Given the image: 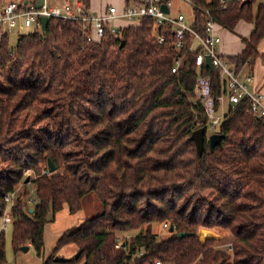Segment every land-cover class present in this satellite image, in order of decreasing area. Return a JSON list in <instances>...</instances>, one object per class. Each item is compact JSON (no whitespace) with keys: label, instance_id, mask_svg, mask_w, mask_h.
<instances>
[{"label":"trees","instance_id":"trees-1","mask_svg":"<svg viewBox=\"0 0 264 264\" xmlns=\"http://www.w3.org/2000/svg\"><path fill=\"white\" fill-rule=\"evenodd\" d=\"M82 1L88 8L89 0ZM219 1L190 0L192 27L204 35L206 11L229 32L240 21L252 23L243 50L225 56L237 71L245 63L251 69L264 37V3L221 9ZM81 30L79 20L50 18L43 34H20L15 44L0 38V217L4 196L14 191L12 249L30 244L40 256L48 215L65 205L75 213L94 192L102 211L65 230L44 264L71 244L79 255L69 264H264V126L247 101L228 106L214 129L220 144L211 149L205 140L199 154L190 135L198 128L206 134L209 116L195 92L197 72L209 76L216 108L219 83L217 70L197 68L190 36L178 50L171 27H156L150 18L126 26L120 39L105 34L100 43ZM177 57L182 61L172 72ZM47 161L55 172L32 180L30 206V191L16 186L26 169L39 174ZM152 223H167L173 232L159 239ZM145 224L115 247L118 232ZM200 228L230 230L232 254L214 248L213 239L201 240Z\"/></svg>","mask_w":264,"mask_h":264},{"label":"built area","instance_id":"built-area-1","mask_svg":"<svg viewBox=\"0 0 264 264\" xmlns=\"http://www.w3.org/2000/svg\"><path fill=\"white\" fill-rule=\"evenodd\" d=\"M245 0H220L219 6L221 9H226L231 4H240ZM172 0H129L128 4H124L121 9L114 5L107 6L102 13H95L85 6L82 0H63L61 4H50L44 0L40 8H35L34 5L28 3L9 2L0 8V38L11 34L16 35L25 33H40L41 21L40 17L60 18L63 20H79L82 23V34L88 41L100 43L105 34H108L113 39H120L122 35L123 25L118 21L130 23L129 26L137 25L142 19L150 18L154 21L156 27L170 26L175 38V48L181 50L184 47L186 35L190 36L189 51L197 50L195 64L199 68L202 64L205 65V58L208 57L212 66V70H217L218 73V108L215 107V98L209 92L210 78L209 76H201L197 72V87L196 95L202 102L204 110L209 116V128L215 129L223 119L227 112L228 106L234 107L242 100L247 101V111L256 116L264 126V94L261 91L254 90L252 84L254 75L251 69H248L247 64L240 70H236L234 65L218 50V45L221 41L220 35L217 32L219 25L210 16L208 11L201 14L204 22V35H201L192 27V22L188 21L185 15L178 11L172 13ZM190 6L193 4L189 1ZM165 5L168 11L165 12L162 6ZM157 40L162 43L165 39L163 35H157ZM182 61L181 57H177L173 61L172 72H176ZM246 68L245 71H243ZM47 164L42 170V175H49ZM15 192L7 193L4 200L11 207L14 203ZM35 203L32 194L27 198V204L32 206ZM32 208V207H30ZM12 222L10 213H5L1 216L0 231L5 230L7 224ZM165 228H168L167 223H163ZM123 241V240H122ZM117 238L115 247L122 244ZM226 251L232 250V243L226 244ZM142 254V252H140ZM152 264H171L162 260H155Z\"/></svg>","mask_w":264,"mask_h":264},{"label":"rangeland","instance_id":"rangeland-1","mask_svg":"<svg viewBox=\"0 0 264 264\" xmlns=\"http://www.w3.org/2000/svg\"><path fill=\"white\" fill-rule=\"evenodd\" d=\"M50 4H60L59 1L55 0H47ZM63 1V0H62ZM72 2V0H70ZM188 0H172V13L174 12H182L186 19L189 21L192 17V7L187 3ZM24 0H18V3H23ZM91 2L99 7L104 3H116L119 2V0H91ZM109 5V4H108ZM256 10V4H254L253 11ZM246 26V25H245ZM244 26V27H245ZM241 26L237 27L236 36L238 37V41L234 38L233 41H229L228 46L234 51L237 50L240 47V44H242V39L244 38L243 35H246V28L243 30V28H240ZM223 32V29H218ZM10 44L16 43V36L13 35V33L10 36ZM246 68L243 70L245 71ZM81 106H78V110L81 109ZM37 128L36 126L34 129ZM216 132L214 129L209 128V126L206 129V134L209 136L210 134ZM46 166V163H39L38 168L40 169L37 172L35 170L26 169L23 174V181L24 184L25 178H29V184L27 183L26 187H22L21 184L17 185L16 188L18 191L25 190L27 188L28 191L33 195V188L34 186L31 184L32 180L37 178L38 176L42 175L41 172ZM62 168V167H61ZM61 170V169H60ZM9 204H7L6 211L7 213H10L9 211ZM102 211V203L99 198V196L94 193L90 192L83 196L81 201V207L78 211L75 213H70L67 206L65 205L62 210L57 212L53 217L48 215V221L46 222L44 226V232H43V251L40 256H37L35 250L33 247L29 246L28 250L22 251H14L11 246V223L7 224L6 229L4 230V241H5V264H44L46 259L51 255L52 248L54 247L57 239L62 235V233L65 230L68 229H75L78 227L83 221L86 219H89L91 217L96 216ZM1 221V217H0ZM146 224L141 226L139 229L127 231V232H118L117 237L119 241L122 240H129L134 235L138 234L139 232H142L146 228ZM150 229L153 233L156 234L157 238L159 239H166L169 236L168 228H165L163 223H152L150 226ZM199 238L201 240L204 239H213V247L217 249L225 250L226 244L233 243L234 236L228 229H222V228H200L199 229ZM77 251L75 250L74 245H66L58 250V252L54 255V257H64V258H70L73 257ZM230 255L232 254V250L228 252ZM53 257V258H54ZM50 264H69V263H60V262H51ZM74 264H82V261L79 263Z\"/></svg>","mask_w":264,"mask_h":264},{"label":"crops","instance_id":"crops-1","mask_svg":"<svg viewBox=\"0 0 264 264\" xmlns=\"http://www.w3.org/2000/svg\"><path fill=\"white\" fill-rule=\"evenodd\" d=\"M56 1H59L60 4L62 2V0H56ZM189 1L190 0L187 1L188 4H189ZM9 2L18 3V0H0V8H1V6H3L6 3H9ZM259 2H263L264 3V0H256V3H259ZM24 3H28V5H34V0H24ZM49 3H51V2H49ZM52 3H55V0ZM108 4L109 5H114L118 9H121L124 6L125 3H124V0H119V2H116V3L111 2V3H108ZM108 4L103 2V4L101 6L97 7L91 2V0H89L88 8L92 12L102 13L104 11V9L107 6H109ZM171 11H172V9H171ZM191 20H192V17H191V19L189 21H191ZM118 23L123 25V27L130 25V23L125 22V21H121V20H119ZM245 25L247 26L246 32H245L246 35H243V36H244V38H248L250 33L252 32V29H253L252 23H247V22L240 21L236 25V27L234 29V32H229L228 30H226L225 28H223L222 26L219 25V27L217 28V32L220 35L221 41H220V43L218 45V50H219V52H220V54L222 56L225 57V56L237 55L243 50V48H244V43L243 42H242V44H240V47L237 50H234V51L228 46V43H229V41H233L234 38L238 41V37L236 36L237 27L241 26L240 28H243V30H245V27H246ZM218 29H223L222 30L223 32H221V30H218ZM258 52H259V57L255 60L254 65L251 68V71H252V73L254 75V82L252 84V88L254 90L261 91L264 94V37L259 43ZM28 245L31 246L30 244H28Z\"/></svg>","mask_w":264,"mask_h":264},{"label":"water","instance_id":"water-1","mask_svg":"<svg viewBox=\"0 0 264 264\" xmlns=\"http://www.w3.org/2000/svg\"><path fill=\"white\" fill-rule=\"evenodd\" d=\"M44 0H34V7L35 8H40L41 5L43 4ZM162 8L164 9L165 12L168 11V8L163 5ZM40 21H41V31L42 32H45L46 31V27H47V23H48V19L46 17H40ZM123 43V40H121V44ZM205 65L210 69L212 70V66H211V63H210V60L208 57L205 58ZM221 139H222V135L217 133V132H214L212 134H210L209 136H207L205 134V131L203 128H198L196 130H194L191 135H190V140H192L196 146V149L198 151V153L200 154L202 151H203V148H204V142L205 140L208 142V145L211 149H213L216 145H219L220 142H221ZM47 167L49 169L50 172H55V167L51 164L50 161H47ZM29 181V178H25V181L24 183H28ZM29 211L31 212L32 211V208L29 209ZM168 231L170 233L173 232V227L170 226L168 228ZM187 235L186 233H178L177 236L179 237H183ZM29 248V245H25V246H21L19 248V250H22V251H25V250H28ZM79 255V252H77L74 257L77 258ZM70 258H64V257H59V256H56L53 258V261L54 262H60V263H65L69 260Z\"/></svg>","mask_w":264,"mask_h":264}]
</instances>
